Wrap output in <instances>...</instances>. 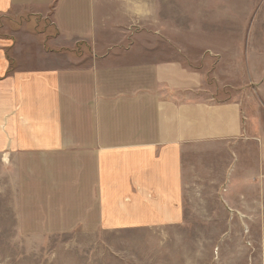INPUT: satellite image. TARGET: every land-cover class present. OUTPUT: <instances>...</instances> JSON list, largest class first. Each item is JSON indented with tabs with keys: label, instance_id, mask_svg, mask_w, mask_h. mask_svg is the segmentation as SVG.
Masks as SVG:
<instances>
[{
	"label": "crops",
	"instance_id": "0c3cea01",
	"mask_svg": "<svg viewBox=\"0 0 264 264\" xmlns=\"http://www.w3.org/2000/svg\"><path fill=\"white\" fill-rule=\"evenodd\" d=\"M98 5L0 0L1 23L48 19L53 50L65 51L22 54L0 33V193L15 207L16 230L180 223L185 160L204 156L224 220L257 224L264 264V137L247 132L239 103L194 97L200 75L179 61L112 60L101 48ZM77 44L93 51L87 64L66 53Z\"/></svg>",
	"mask_w": 264,
	"mask_h": 264
},
{
	"label": "rangeland",
	"instance_id": "374dc122",
	"mask_svg": "<svg viewBox=\"0 0 264 264\" xmlns=\"http://www.w3.org/2000/svg\"><path fill=\"white\" fill-rule=\"evenodd\" d=\"M98 2L101 48L112 60L179 61L200 75L194 97L239 103L247 132L264 137V0ZM3 21L0 33L19 42L18 52H65L53 50L48 19L35 27ZM72 50L66 53L79 65L93 53L85 44ZM209 164L187 156L184 219L157 227L27 235L16 230L15 207L0 193V264H260L257 224L224 220L207 181Z\"/></svg>",
	"mask_w": 264,
	"mask_h": 264
}]
</instances>
